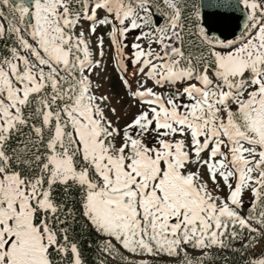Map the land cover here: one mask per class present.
<instances>
[{
  "label": "snow or ice",
  "instance_id": "1",
  "mask_svg": "<svg viewBox=\"0 0 264 264\" xmlns=\"http://www.w3.org/2000/svg\"><path fill=\"white\" fill-rule=\"evenodd\" d=\"M86 247L264 264V0H0V264Z\"/></svg>",
  "mask_w": 264,
  "mask_h": 264
},
{
  "label": "water",
  "instance_id": "2",
  "mask_svg": "<svg viewBox=\"0 0 264 264\" xmlns=\"http://www.w3.org/2000/svg\"><path fill=\"white\" fill-rule=\"evenodd\" d=\"M236 21L226 16H212L208 19V24L217 35L222 38L233 39L239 35Z\"/></svg>",
  "mask_w": 264,
  "mask_h": 264
},
{
  "label": "rangeland",
  "instance_id": "3",
  "mask_svg": "<svg viewBox=\"0 0 264 264\" xmlns=\"http://www.w3.org/2000/svg\"><path fill=\"white\" fill-rule=\"evenodd\" d=\"M101 83L105 90H109L112 94H115L117 97L123 98L122 107L126 110L128 107V99L124 97V90L120 85L118 79L116 78L115 72L112 71L109 67L108 74L101 79Z\"/></svg>",
  "mask_w": 264,
  "mask_h": 264
},
{
  "label": "trees",
  "instance_id": "4",
  "mask_svg": "<svg viewBox=\"0 0 264 264\" xmlns=\"http://www.w3.org/2000/svg\"><path fill=\"white\" fill-rule=\"evenodd\" d=\"M86 244H87V242L85 241V245H86ZM85 254H86V256L88 257L89 262H90V264H91L92 253H91V250L88 249L87 247L85 248ZM233 264H234V262H233Z\"/></svg>",
  "mask_w": 264,
  "mask_h": 264
}]
</instances>
